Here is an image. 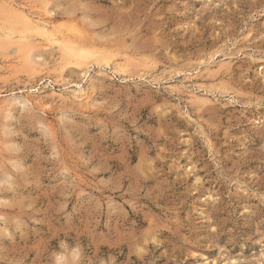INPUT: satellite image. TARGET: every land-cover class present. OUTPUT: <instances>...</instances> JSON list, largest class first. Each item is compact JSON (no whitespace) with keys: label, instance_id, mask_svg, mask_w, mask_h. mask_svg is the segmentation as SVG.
<instances>
[{"label":"rangeland","instance_id":"obj_1","mask_svg":"<svg viewBox=\"0 0 264 264\" xmlns=\"http://www.w3.org/2000/svg\"><path fill=\"white\" fill-rule=\"evenodd\" d=\"M0 4V264H264V0Z\"/></svg>","mask_w":264,"mask_h":264},{"label":"bare ground","instance_id":"obj_2","mask_svg":"<svg viewBox=\"0 0 264 264\" xmlns=\"http://www.w3.org/2000/svg\"><path fill=\"white\" fill-rule=\"evenodd\" d=\"M7 2V1H6ZM5 2V3H6ZM0 3H1V0H0ZM10 3H12V2H10ZM7 4V3H6ZM10 5V4H9ZM0 6H2L1 4H0ZM3 6H5L6 7V5L4 4V2H3ZM23 6V5H22ZM16 7H17V5H16ZM15 7V8H16ZM20 7V9H21V5L19 6ZM32 7V6H31ZM14 8V6L12 7V6H8L7 8H5L4 9V11H3V13L4 14H6L9 18L7 19V28H6V30L5 29H3L4 30V32L2 33V39H3V41L5 42V43H8L7 41L8 40H10L11 39V36H13V35H16L15 37L17 38V40L16 41H19L20 43V49L22 50H25V51H27V43H25L26 42V39H28L27 38V36H29V35H33V34H38V35H41V36H43L44 37V39L48 42V43H50V44H58L59 46H60V49L63 51V55L66 57V58H68V59H71V60H73L74 62H76L77 63V65H82V64H85V63H87V62H89V60L91 59V57L93 56V53H94V50L93 49H91V48H89V47H85V46H80V45H77V44H74V43H72L71 41H73L72 39H71V41H70V39L67 37V35H64V34H60L55 28H54V26H52V24H50V22H47V21H49L48 19H47V21H44V20H46L45 18H44V20L42 21V19H41V16L39 17L38 16V18H40V19H37V20H35L36 18L34 17V15H36L35 14V12H31V14H30V16H32V18L29 16V14H26L25 12H23V11H21L20 9L19 10H17V8L15 9ZM43 8V7H42ZM41 8V9H42ZM1 9V8H0ZM3 9V8H2ZM25 9V8H24ZM30 9V8H29ZM48 9V8H47ZM46 9V10H47ZM2 11V10H1ZM0 11V12H1ZM25 11V10H24ZM43 11V10H42ZM42 11H37L38 13L39 12H42ZM48 11H49V9H48ZM27 13H29V10H28V12ZM47 13H50V12H47ZM42 15V14H41ZM43 16V15H42ZM46 18L48 17V16H45ZM1 18V17H0ZM6 18V17H5ZM35 18V19H34ZM43 18V17H42ZM50 19V18H49ZM3 20V19H2ZM5 24V23H4ZM61 32H62V29H61ZM62 33H64V32H62ZM67 34V33H66ZM37 37V36H36ZM13 38V37H12ZM31 38V37H30ZM33 39V38H32ZM14 40V39H13ZM34 40H35V38H34ZM76 40V39H75ZM12 41V40H11ZM38 41V40H37ZM1 42H2V40H1ZM0 42V43H1ZM3 42V43H4ZM40 42V41H39ZM76 42V41H75ZM79 41H77V43H78ZM2 43V44H3ZM28 43H30V42H28ZM80 43V42H79ZM83 43V42H82ZM33 44V43H32ZM38 44V43H37ZM1 45V44H0ZM29 45V44H28ZM48 45V44H47ZM83 45H84V43H83ZM6 46V45H5ZM30 46V45H29ZM33 46V45H32ZM40 46V45H39ZM42 46V45H41ZM40 46V47H41ZM46 46V45H45ZM16 47V46H15ZM31 47V46H30ZM43 47V46H42ZM47 47V46H46ZM34 48V47H33ZM38 48V47H37ZM54 48V47H53ZM18 49H19V47H18ZM40 49V48H39ZM51 49H52V47H51ZM32 50H34V49H32ZM44 50V49H43ZM53 50V49H52ZM55 51V50H54ZM31 52H33V51H31ZM37 52H38V50H37ZM57 52V51H56ZM35 53H36V50H35ZM41 53V52H40ZM42 53H43V51H42ZM31 54V53H30ZM26 55V56H25ZM24 56L26 57V58H31V56L29 55V54H25ZM34 55H36V54H34ZM43 55V54H42ZM22 56V55H21ZM38 57V56H37ZM43 57V56H42ZM59 57V56H58ZM32 58H33V56H32ZM48 58V57H47ZM49 58H50V55H49ZM60 58V57H59ZM17 59H19V56L17 57ZM21 59V58H20ZM37 59H39V58H37ZM42 60V59H41ZM45 60V59H44ZM61 60V59H60ZM18 61V60H17ZM38 61V60H37ZM48 61V60H47ZM57 61V60H56ZM69 61V60H68ZM25 62V61H24ZM43 62V61H42ZM42 62H39L38 61V63L40 64V63H42ZM53 62H55V61H53ZM58 62V61H57ZM93 62H95V61H93ZM26 63V62H25ZM47 63H50V62H47ZM46 63V64H47ZM62 63V62H61ZM64 63V62H63ZM29 64V63H28ZM42 64H44V63H42ZM107 64V63H106ZM110 64V63H109ZM27 65V64H26ZM55 65V64H54ZM65 65V64H64ZM68 65V64H67ZM60 66V65H59ZM102 66V65H101ZM105 66V65H104ZM103 66V67H104ZM35 67V66H34ZM62 67V66H61ZM100 67V66H99ZM56 68V67H55ZM60 68V67H59ZM59 68L57 69V70H59ZM38 69V68H37ZM36 69V70H37ZM41 69V68H40ZM119 69V68H118ZM56 70V72H58ZM62 70V69H61ZM100 70H102L103 71V69H100ZM41 71H43V69H41ZM86 72H88V71H86ZM84 73L83 75H87L88 73ZM61 74V73H60ZM91 77V76H90ZM49 79V78H48ZM48 79H47V82H48ZM51 80V79H50ZM88 81H89V76H88ZM91 81V80H90ZM48 83H50V82H48ZM89 83V82H88ZM87 83V84H88ZM86 84V85H87ZM75 85H76V83H75ZM78 85V89L77 90H74L75 92H79V93H82L83 91H84V89L80 86V84H77ZM83 86H84V84H83ZM88 86V85H87ZM27 87V86H26ZM33 87V86H32ZM39 87V86H38ZM31 88V87H30ZM89 88V87H88ZM87 89V88H86ZM39 91V90H38ZM89 91V90H88ZM210 91V90H209ZM85 92V91H84ZM87 92V91H86ZM212 93V92H211ZM215 93V92H214ZM13 94V93H12ZM70 95H71V93H69ZM88 94V93H87ZM82 95V94H81ZM213 95V94H212ZM87 96V95H86ZM13 97V96H12ZM6 98V97H5ZM14 98V97H13ZM74 98H78V97H74ZM81 98V97H80ZM84 98V97H83ZM10 99H11V97H10ZM203 99V98H202ZM5 101V99L3 98L2 99V101ZM15 101H16V98H15ZM18 101V100H17ZM207 101V100H206ZM2 103V102H1ZM1 103H0V106H1ZM10 105L12 104V103H9ZM15 105V104H14ZM10 107H13L12 105L10 106ZM1 108H2V106H1ZM3 109H5V108H3ZM7 109V108H6ZM8 109H10V108H8ZM4 111V110H3ZM0 112H2V109H1V111ZM9 112V111H8ZM7 114V113H6ZM8 116H10L9 114H8ZM5 117V113H4V115H3V118ZM8 118V117H7Z\"/></svg>","mask_w":264,"mask_h":264},{"label":"clouds","instance_id":"obj_3","mask_svg":"<svg viewBox=\"0 0 264 264\" xmlns=\"http://www.w3.org/2000/svg\"><path fill=\"white\" fill-rule=\"evenodd\" d=\"M52 264H59V255L53 254Z\"/></svg>","mask_w":264,"mask_h":264}]
</instances>
